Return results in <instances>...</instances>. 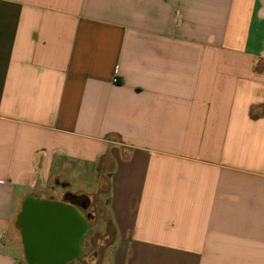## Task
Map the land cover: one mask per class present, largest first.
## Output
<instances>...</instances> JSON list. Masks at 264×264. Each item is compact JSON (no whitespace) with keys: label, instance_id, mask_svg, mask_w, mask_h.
Segmentation results:
<instances>
[{"label":"crops","instance_id":"crops-1","mask_svg":"<svg viewBox=\"0 0 264 264\" xmlns=\"http://www.w3.org/2000/svg\"><path fill=\"white\" fill-rule=\"evenodd\" d=\"M61 183L110 264H264V0H0V264Z\"/></svg>","mask_w":264,"mask_h":264},{"label":"water","instance_id":"water-1","mask_svg":"<svg viewBox=\"0 0 264 264\" xmlns=\"http://www.w3.org/2000/svg\"><path fill=\"white\" fill-rule=\"evenodd\" d=\"M22 208L21 225L25 228L24 240L28 246L49 250L54 245L53 238L57 237L62 239L58 247L70 249L69 255L77 254L78 242L86 225L72 208L57 202L34 199L23 203ZM29 208L37 211L27 215ZM52 213H55V217Z\"/></svg>","mask_w":264,"mask_h":264},{"label":"flooded vegetation","instance_id":"flooded-vegetation-1","mask_svg":"<svg viewBox=\"0 0 264 264\" xmlns=\"http://www.w3.org/2000/svg\"><path fill=\"white\" fill-rule=\"evenodd\" d=\"M31 200H37L33 197H30ZM29 199V200H30ZM45 201L49 202H57L59 204L68 206L72 208L81 218L82 222L86 225V230L81 235L79 242H78V250L77 254L69 255L70 249L60 248L58 247V242L62 240L61 238L54 237L53 247L49 250H40L37 248H31L30 246L25 243L24 234L25 228L21 225V214L23 212V208L16 219V224L20 230V234L22 237L23 243V253L24 259L27 264H93L92 258H96L99 254V249L102 245H99L100 237H97L91 243V249L88 252H83L80 247L81 239L86 234L88 228H90L91 223L95 220V212L90 211L89 209L92 208V200L83 195H74L68 192L63 194V201H53L52 199H45ZM36 209L29 208L27 209L26 214H32L36 212ZM53 217H55V213H52ZM27 219V218H26ZM63 244V243H61Z\"/></svg>","mask_w":264,"mask_h":264},{"label":"rangeland","instance_id":"rangeland-1","mask_svg":"<svg viewBox=\"0 0 264 264\" xmlns=\"http://www.w3.org/2000/svg\"><path fill=\"white\" fill-rule=\"evenodd\" d=\"M76 182H72V186H76ZM61 189H57L55 193H51L52 197H50L53 201H63V194L67 192V185L61 183ZM106 192V186H102L99 189V193L96 194L92 200V208L90 211L95 212V220L91 223L88 234H84L81 239L80 247L83 252H88L91 249V243L94 238L101 237L102 233L105 232V229H102V223L108 221V213L106 210L107 205V197L104 195ZM38 198L44 197L49 199V194L41 195L36 194ZM100 245V244H99ZM106 245L101 246L99 249V254L96 258H92L93 264H110L108 253L105 251ZM21 264H24L21 262ZM27 264V263H25Z\"/></svg>","mask_w":264,"mask_h":264},{"label":"trees","instance_id":"trees-1","mask_svg":"<svg viewBox=\"0 0 264 264\" xmlns=\"http://www.w3.org/2000/svg\"><path fill=\"white\" fill-rule=\"evenodd\" d=\"M29 199H30V198L26 199V200L24 201V203L27 202Z\"/></svg>","mask_w":264,"mask_h":264}]
</instances>
